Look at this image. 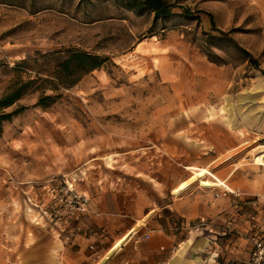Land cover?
I'll list each match as a JSON object with an SVG mask.
<instances>
[{
  "label": "rangeland",
  "instance_id": "1",
  "mask_svg": "<svg viewBox=\"0 0 264 264\" xmlns=\"http://www.w3.org/2000/svg\"><path fill=\"white\" fill-rule=\"evenodd\" d=\"M166 1L168 21L115 0H0V96L71 52L105 59L47 90L58 96L48 108L32 93L7 110L22 108L0 135V264H71L85 238L98 260L115 231L101 232L95 213L111 193L118 205L138 193L176 228L173 202L222 203L176 233L238 242L223 264L248 261L264 238V0Z\"/></svg>",
  "mask_w": 264,
  "mask_h": 264
},
{
  "label": "crops",
  "instance_id": "2",
  "mask_svg": "<svg viewBox=\"0 0 264 264\" xmlns=\"http://www.w3.org/2000/svg\"><path fill=\"white\" fill-rule=\"evenodd\" d=\"M208 174V171L198 174L190 183ZM115 195L108 194L113 201L95 213L100 220L97 225L102 229L101 232L115 231L103 255H99L97 260L96 253L85 252L90 242V238H85L77 242L75 253L70 252L71 264H97L100 260L98 264H223L241 255L238 242L231 245L224 239L216 241L213 231L199 239L191 231L183 238L176 233L184 226L188 228L197 218H214L223 206L222 203H208L204 199L195 198L173 202L169 207L173 211L172 217L177 218L179 227L176 228L172 220L157 215L150 206L151 202L138 193L121 194L123 201L120 205L115 202ZM100 243H103L102 240ZM118 244L121 245L115 251Z\"/></svg>",
  "mask_w": 264,
  "mask_h": 264
},
{
  "label": "trees",
  "instance_id": "3",
  "mask_svg": "<svg viewBox=\"0 0 264 264\" xmlns=\"http://www.w3.org/2000/svg\"><path fill=\"white\" fill-rule=\"evenodd\" d=\"M124 4L138 14L151 13L155 20L168 21L172 19L175 14L173 10L175 6L168 3L166 0H115ZM204 13V12H202ZM183 14L186 17H190L192 14L187 9H183ZM213 31L219 33L223 38L228 40L234 47L243 55V57L257 69V62L245 49L239 47L227 33L217 30L214 27L212 16L206 13ZM198 19V18H195ZM53 54H47L39 56L38 59L46 60L52 58ZM60 61L58 70L51 75H48L45 79L27 80L25 82L18 81L6 89V91L0 96V135L2 133V125L5 122H9L13 117L18 115L22 108H17L11 112H7L8 109L16 106L17 103L25 96L38 93L39 100L37 106L41 108H48L55 103L58 96L46 95V91L49 90L53 93H57L60 89H69L74 86L79 78L88 74L89 72L96 70L102 66L105 59H101L98 56L85 52H71L66 58H56ZM27 60H22L16 67L26 66Z\"/></svg>",
  "mask_w": 264,
  "mask_h": 264
},
{
  "label": "built area",
  "instance_id": "4",
  "mask_svg": "<svg viewBox=\"0 0 264 264\" xmlns=\"http://www.w3.org/2000/svg\"><path fill=\"white\" fill-rule=\"evenodd\" d=\"M82 205H85V201ZM229 264H264V238L257 239L254 242V249L250 259L246 262H231Z\"/></svg>",
  "mask_w": 264,
  "mask_h": 264
},
{
  "label": "bare ground",
  "instance_id": "5",
  "mask_svg": "<svg viewBox=\"0 0 264 264\" xmlns=\"http://www.w3.org/2000/svg\"><path fill=\"white\" fill-rule=\"evenodd\" d=\"M264 152V151H263ZM260 153V152H259ZM260 159L262 160V162H264V154H262V155H260ZM223 187L224 189H226L227 191H230L231 192V190L229 189V188H227V186L226 185H224V184H221V185H219V186H217V187ZM187 188V185H183V186H181V187H179L176 191H175V193H177L178 194V192H180V191H182V190H184V189H186ZM124 240H126V239H124ZM120 245L121 244H118L116 247H115V251L116 250H118V248L120 247Z\"/></svg>",
  "mask_w": 264,
  "mask_h": 264
}]
</instances>
